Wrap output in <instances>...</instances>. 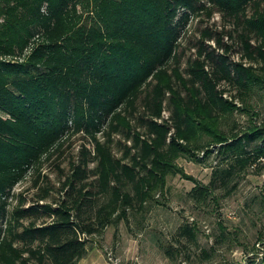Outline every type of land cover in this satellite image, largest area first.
<instances>
[{
    "label": "trees",
    "instance_id": "trees-1",
    "mask_svg": "<svg viewBox=\"0 0 264 264\" xmlns=\"http://www.w3.org/2000/svg\"><path fill=\"white\" fill-rule=\"evenodd\" d=\"M216 14L185 57L190 23ZM0 16V264H78L92 237L158 203L167 178L191 180L202 205L261 165L264 123L235 115L264 89V0H0ZM73 136L55 187L41 167ZM180 158L209 160L208 183ZM31 170L34 195L15 194ZM176 237L196 244L188 224ZM249 254L264 264V242Z\"/></svg>",
    "mask_w": 264,
    "mask_h": 264
},
{
    "label": "rangeland",
    "instance_id": "rangeland-1",
    "mask_svg": "<svg viewBox=\"0 0 264 264\" xmlns=\"http://www.w3.org/2000/svg\"><path fill=\"white\" fill-rule=\"evenodd\" d=\"M2 22L0 16V24ZM220 23L217 14L210 20L194 19L181 37L184 56L194 53V42L200 37L202 28ZM230 55L231 60H238L237 54ZM249 105L246 112L235 115L241 128L253 121L264 123V89L254 90ZM168 114L167 110L164 111L163 117ZM77 139L78 136L71 137L64 144L62 157L57 158L54 154L41 167L40 173L47 176L55 187H59L60 176L55 165L58 164L64 173L68 171L69 161L79 147L80 140ZM177 165L186 176L208 183L209 160L197 164L180 158ZM35 175L31 170L25 180L16 185L14 193L22 192L27 198L32 197L36 191L32 185ZM233 184L236 187L231 194L217 190L204 204L195 205L187 197L193 187L191 180L180 176L167 178L165 190L156 199L158 203L152 202L143 213L132 214L116 229L108 227L101 236L92 237L89 250L79 264H247L251 252L258 260L264 242V159L261 165L247 168L235 177L229 187ZM184 224L193 227L195 245L186 244L184 239L180 244L175 242L176 233ZM169 245L180 250L172 261L163 254V248ZM203 251L209 253L208 258L202 257ZM185 255L189 256L188 260Z\"/></svg>",
    "mask_w": 264,
    "mask_h": 264
},
{
    "label": "built area",
    "instance_id": "built-area-1",
    "mask_svg": "<svg viewBox=\"0 0 264 264\" xmlns=\"http://www.w3.org/2000/svg\"><path fill=\"white\" fill-rule=\"evenodd\" d=\"M115 264L117 263V262H114Z\"/></svg>",
    "mask_w": 264,
    "mask_h": 264
},
{
    "label": "crops",
    "instance_id": "crops-1",
    "mask_svg": "<svg viewBox=\"0 0 264 264\" xmlns=\"http://www.w3.org/2000/svg\"><path fill=\"white\" fill-rule=\"evenodd\" d=\"M80 262V261H79ZM79 262H78V264H79Z\"/></svg>",
    "mask_w": 264,
    "mask_h": 264
}]
</instances>
